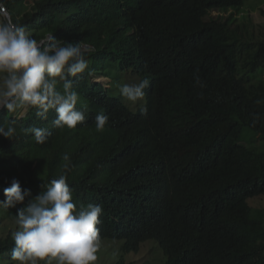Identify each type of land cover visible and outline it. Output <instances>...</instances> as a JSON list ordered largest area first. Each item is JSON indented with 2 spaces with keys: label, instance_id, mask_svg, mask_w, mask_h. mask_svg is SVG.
<instances>
[{
  "label": "trees",
  "instance_id": "obj_1",
  "mask_svg": "<svg viewBox=\"0 0 264 264\" xmlns=\"http://www.w3.org/2000/svg\"><path fill=\"white\" fill-rule=\"evenodd\" d=\"M256 1L264 2L0 0L38 42L51 34L94 47L92 74L70 77L85 114L75 128L53 126L54 109L46 118L0 109V127L17 129L0 135V201L13 179L29 192L15 208L0 206V264H19L11 258L17 211L61 174L78 207H102L100 244L137 253L154 239L164 264H264V78L254 79L264 70V34L213 15ZM97 51L102 76L109 59L149 81L145 109L92 80ZM98 114L109 117L103 131ZM33 127L47 130L44 144L24 131ZM249 128L259 149L242 141Z\"/></svg>",
  "mask_w": 264,
  "mask_h": 264
},
{
  "label": "clouds",
  "instance_id": "obj_2",
  "mask_svg": "<svg viewBox=\"0 0 264 264\" xmlns=\"http://www.w3.org/2000/svg\"><path fill=\"white\" fill-rule=\"evenodd\" d=\"M39 42L24 26L13 23L7 16L0 18V108L19 117L38 109L36 115L45 118L49 110L54 109L53 126L75 128L85 120V114L76 107L79 94L70 77L85 72L92 74L86 57L94 47L91 49L88 42H62L54 37L45 46ZM61 82L62 90H59L57 86ZM148 84L149 81L141 77L136 83L118 87L123 97L136 103L144 99ZM108 120L107 115L98 114L96 130L103 131ZM24 131H31L38 144L48 139L45 128ZM16 132L11 125L6 131L5 127H0V135L7 139L13 138ZM64 159L67 161L68 157ZM45 186L47 190L43 194L17 211L11 258L19 264H53V260L55 264H94L100 248L97 225L101 223L102 207L98 204L78 207L64 174ZM28 194L27 190L22 192L19 181L13 179L11 186L4 189L5 199L0 201V206L15 208Z\"/></svg>",
  "mask_w": 264,
  "mask_h": 264
},
{
  "label": "rangeland",
  "instance_id": "obj_3",
  "mask_svg": "<svg viewBox=\"0 0 264 264\" xmlns=\"http://www.w3.org/2000/svg\"><path fill=\"white\" fill-rule=\"evenodd\" d=\"M213 15L219 16L222 19L229 18L230 22L237 23H252L255 29H257V33L259 35L264 34V2L256 1L252 4H248L242 6L240 8H227L225 10H215ZM11 19L10 14L6 15ZM4 16L0 17L3 18ZM257 26L259 28H257ZM261 30L262 32H259ZM90 47V46H89ZM93 46L91 47V49ZM99 51H97V62L96 69L97 74L94 75L92 80L99 82L100 85L107 88L111 95L114 97H118L122 99V101L133 111H137L138 109H145L146 107V96L142 101H137L136 103H132L128 101L125 97H123L120 93L118 85L124 83H136L141 80V77L137 74L134 69H121L118 63V68L112 67L109 59L106 63V77L102 76L99 70L102 67L101 57ZM114 69H112V68ZM264 78V70H260L258 73L254 75V79ZM1 109V108H0ZM255 133L252 129H247L242 134V141L248 146H251V149H259L261 146V142H263L261 137L252 143V140L255 138ZM260 197H255L253 200H259ZM256 202V201H255ZM111 243V245L109 244ZM104 242L100 244L101 254L97 255V261L94 264H113L117 259H123L128 264H164L165 263V255L160 247L156 244L155 240H148L141 246L139 252H127L125 249L124 242ZM111 248V252H105L106 249L109 251ZM53 264L55 261L53 260Z\"/></svg>",
  "mask_w": 264,
  "mask_h": 264
},
{
  "label": "built area",
  "instance_id": "obj_4",
  "mask_svg": "<svg viewBox=\"0 0 264 264\" xmlns=\"http://www.w3.org/2000/svg\"><path fill=\"white\" fill-rule=\"evenodd\" d=\"M0 13L2 14V16H6L9 14L7 7L2 3H0ZM51 39H52V35L48 34L47 37L42 39L39 43H41V46L46 45L51 41ZM83 44L90 46L88 43H83Z\"/></svg>",
  "mask_w": 264,
  "mask_h": 264
}]
</instances>
